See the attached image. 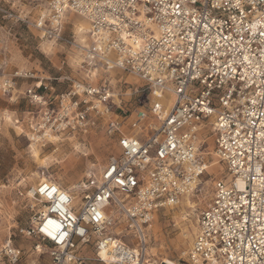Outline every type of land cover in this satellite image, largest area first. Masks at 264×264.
<instances>
[{
    "label": "built area",
    "instance_id": "obj_1",
    "mask_svg": "<svg viewBox=\"0 0 264 264\" xmlns=\"http://www.w3.org/2000/svg\"><path fill=\"white\" fill-rule=\"evenodd\" d=\"M68 14L88 22L85 44L65 37ZM31 26L40 40L76 50L87 80L118 69L144 83L130 109L107 80L46 95L34 72L0 67L1 95L35 109L20 126L30 141L44 146L102 122L118 149L70 189L48 178L25 192L39 208L21 234L48 245V264H85L90 246L105 264H161L147 258V228L206 173V131L225 174L179 258L264 264V0H49ZM3 250L17 260L18 250Z\"/></svg>",
    "mask_w": 264,
    "mask_h": 264
},
{
    "label": "rangeland",
    "instance_id": "obj_2",
    "mask_svg": "<svg viewBox=\"0 0 264 264\" xmlns=\"http://www.w3.org/2000/svg\"><path fill=\"white\" fill-rule=\"evenodd\" d=\"M49 0H0V67L4 74L17 69H25L36 74L42 82L41 92L55 94L67 90L73 82L88 81L99 84L109 81L114 94L120 101L133 109L134 90L144 86L137 77L113 69L107 73L100 69L90 71L86 79V69L81 64V56L76 50L62 45H51L40 40L31 23L47 9ZM10 14V15H8ZM20 19H23L22 21ZM85 24V25H84ZM89 24L83 18L68 14L64 18V35L80 42L78 27ZM83 27V26H82ZM87 42L86 36L83 38ZM84 42V44H85ZM107 80V81H106ZM30 84V83H28ZM26 85H22L21 91ZM170 100L163 98V107ZM24 99L10 100L0 93V264H48L50 259L47 246L35 239L21 234L33 215L29 207L32 201L25 192L34 186L38 177H47L70 189L85 175L89 168L99 170L108 157L117 153V145L108 137L100 122L86 134L64 135L59 141H51L44 146L30 141L21 131L25 125L27 112L34 111ZM20 124H16L15 120ZM203 134L200 136L202 137ZM206 143L202 150L206 153L208 168L203 174L191 196H183L180 202L170 209L161 211L150 223L146 233V255L148 259L162 263L184 264L179 258L181 251L187 249L196 229L199 213L207 206L212 196V184L224 176L223 167L213 154L212 137L206 131ZM74 146H78L75 152ZM32 149L37 150L39 158L33 157ZM187 199L185 201L184 199ZM185 201V202H184ZM125 224L119 222L114 232L126 235ZM135 248L136 244L127 242ZM19 251L16 261L4 253V245ZM40 244L42 252L36 253ZM83 254L88 259L85 264H105L96 261L93 247H87Z\"/></svg>",
    "mask_w": 264,
    "mask_h": 264
},
{
    "label": "bare ground",
    "instance_id": "obj_3",
    "mask_svg": "<svg viewBox=\"0 0 264 264\" xmlns=\"http://www.w3.org/2000/svg\"><path fill=\"white\" fill-rule=\"evenodd\" d=\"M85 25V24H84ZM84 25H82V26H80V27H78V33H79V35H80V43H84L85 41H84V37L86 36V38H87V34H88V32H89V28H85L84 27ZM49 140L50 141H59V139L57 138V137H50L49 138ZM74 149H75V152H77V149H78V146H74ZM32 154H33V157L36 159V160H38V161H40L41 163H44V161L45 160H42V159H40L39 158V155H38V152H37V150H35V149H32ZM44 181H49V179L47 178V177H38V179H37V182H36V184L37 183H40V182H44ZM35 184V185H36ZM58 184V183H57ZM59 185V184H58ZM60 186V185H59ZM75 186V185H74ZM74 186H72V187H74ZM71 187V188H72ZM192 195V193H187V194H185V195H183V196H191ZM187 199L188 198H186V199H184L185 201H187ZM184 201V202H185ZM10 242L8 241L7 243H6V245H5V248H9L10 246V244H9ZM102 258L104 259V261H108V259H107V256L105 255V254H102ZM161 264H171V263H169V262H167V261H164V262H162Z\"/></svg>",
    "mask_w": 264,
    "mask_h": 264
},
{
    "label": "snow or ice",
    "instance_id": "obj_4",
    "mask_svg": "<svg viewBox=\"0 0 264 264\" xmlns=\"http://www.w3.org/2000/svg\"><path fill=\"white\" fill-rule=\"evenodd\" d=\"M238 4H239V0H237V5H238ZM260 34H261V35H264V31H262ZM41 191L44 192L45 189H41ZM52 191L54 192V191H56V189H52ZM62 199H63V197H62ZM96 219H97V220L100 219V215H99V213L96 214Z\"/></svg>",
    "mask_w": 264,
    "mask_h": 264
}]
</instances>
